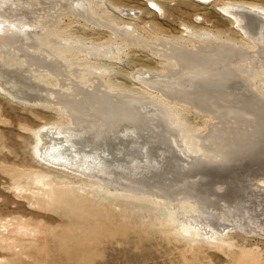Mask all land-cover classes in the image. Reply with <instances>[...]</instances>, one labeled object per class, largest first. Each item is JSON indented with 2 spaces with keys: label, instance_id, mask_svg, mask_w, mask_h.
Here are the masks:
<instances>
[{
  "label": "rangeland",
  "instance_id": "1",
  "mask_svg": "<svg viewBox=\"0 0 264 264\" xmlns=\"http://www.w3.org/2000/svg\"><path fill=\"white\" fill-rule=\"evenodd\" d=\"M38 1L41 5L36 6ZM151 1L86 0L83 16L76 15L80 8L67 0H21L20 3H27L20 5L21 7L15 4L8 13L0 10V18L11 21L16 26L20 21L37 18L32 23L36 25L34 28H39L25 33L35 37L40 35L38 39L43 37L46 30L51 29L49 32H53L54 36L50 38L54 40L49 48H53V53L59 46L66 45L65 49L73 52L70 63L72 66H80L82 63L98 65V71H90V74H97L99 78L101 76L100 79L104 77L102 80L105 84L124 95L125 103L123 100L115 104L116 111L109 107L111 114H105L107 119L105 115L99 114V117L103 116L102 124L98 122L100 125L97 123L94 128L86 126L91 129H85L77 138L69 134L73 145L65 147L64 157L70 161H80L96 153H100L102 157L101 150L109 147L107 151L115 157L109 166H105V172L108 173L105 176L109 177L110 183L115 181V185L122 188L127 185V189H123V192H128L126 194L132 193L129 190L134 189L133 193L138 196L146 194L147 197L159 198L162 195L160 198H167L155 203L119 198L115 194L111 196L91 186L85 179L86 172L74 165L60 168L42 160L36 153L35 146L47 153L48 145L37 142L35 132L39 128H56L55 126L66 122L72 123L71 116L62 115L59 111L61 106L57 104L58 100L49 103L50 99H57L58 96L50 91V94L46 91L48 95L43 93L42 89L44 91L48 87L42 82V85L37 83L39 73L44 78L47 76L44 79L46 84L50 80L57 82L58 77L53 74V68L49 65L45 64L46 69L42 70L43 67L34 65L30 54L26 53L21 57L11 44L1 45L0 42V51H8L3 48L7 45L15 61H22L10 68L0 67V77H3L0 78V84H4L0 85V90L4 89L0 93V264H264V55L258 57L257 63L253 61L251 48L257 38H254L255 41L250 38L243 24L236 21L225 8L228 1L231 4L264 7V0H158L160 3L153 0L163 7L164 12L157 10ZM93 11H96V15ZM126 12L130 15H126ZM98 20L101 25L97 23ZM126 25L130 31L124 28L128 27ZM5 34L10 37L8 30ZM210 36H214L212 41ZM62 39L69 42L63 43ZM158 39L164 42L168 39L177 40L179 45L196 52L199 50L197 46L205 43L203 41L210 44L221 39L234 43L238 49L240 46L245 47L248 51L239 49L241 55H236L237 50L224 46L227 48L226 54L222 53V49L221 52L218 51L220 57L225 59L220 60L221 63H214L216 66L220 63V70L217 72L219 76L215 74V77H211L216 79H212L216 81L217 78H222V82L217 80L220 83L215 85L212 84L215 83L214 80L207 79L208 74L206 78H199L198 74L200 82L195 77V80L186 79L197 74V71L202 73L206 66L203 68L200 65V70V67L188 63L189 65L182 64L173 71L167 70L165 66L170 63L167 61L169 53L163 56L165 51L162 49L168 44H163ZM104 44L114 49L115 55L112 58L95 57L82 52ZM28 61H31V65ZM31 67L35 70H30ZM226 67L227 77L223 69ZM73 70L76 72L74 67ZM4 71L5 74L14 75L3 76ZM255 72L257 76L247 78L250 73ZM26 73L37 77L36 80L33 79L34 82L37 81L36 87H30V84L24 82L13 83L22 80L27 76ZM142 73H146L145 76ZM160 73L186 79L187 82H182L192 83L191 88L199 89L200 83L201 88L209 90L204 95H197L194 88L189 93L171 91L162 86L166 80L153 79V76ZM143 76L147 79L142 80ZM148 76L153 82H150L151 78ZM75 78L78 79V76ZM24 79L28 80V76ZM205 79L210 83L207 84ZM15 85L20 90L24 87V93L16 89ZM26 89L29 92L32 90V95L39 97L42 105L38 101L37 104L27 103L16 98L19 93L28 95ZM16 91L19 92L17 95ZM40 95L45 96L42 97L45 99L51 97L50 101H43ZM45 103L48 104L43 105ZM124 104L130 105L129 108L134 109H131L133 113L127 114L130 110H126ZM160 109L164 110L165 116L168 113L178 114L188 132H193L190 136L199 141L202 155L190 153L187 156L181 145L174 143L176 132L180 135L179 127L166 125V117H163L164 113ZM97 110V113H102L100 107ZM85 124L88 125L87 121ZM110 155L107 152V156ZM147 155L149 159H146ZM141 157H145V160H141ZM143 161L151 166L152 172L147 171L148 166ZM114 167L116 173L113 172ZM119 181L124 182L123 185H119ZM156 185L162 188H156ZM59 187L66 188L68 196L72 200L76 198L80 204L77 205L84 209H77L71 201H61L54 196L53 192ZM181 204L189 208L195 207V211L187 212L181 208ZM93 214H98L101 229L83 226L88 222L82 221H90ZM185 225L202 228L203 233L195 235L184 231ZM85 238V245L77 246V239ZM82 250H87L91 257L88 259L80 256Z\"/></svg>",
  "mask_w": 264,
  "mask_h": 264
},
{
  "label": "bare ground",
  "instance_id": "2",
  "mask_svg": "<svg viewBox=\"0 0 264 264\" xmlns=\"http://www.w3.org/2000/svg\"><path fill=\"white\" fill-rule=\"evenodd\" d=\"M21 1V0H20ZM20 1L18 2V1H16V0H0V10L2 11H6L7 13L8 12H10V9L12 8V6H14L15 4H17V5H23V4H26L27 2H21L20 3ZM23 1V0H22ZM29 1V0H28ZM69 3H71L73 6H75V5H77V7H79L80 8V10H78L77 12H76V15L77 14H79V15H82V10H84V9H86V6H87V2H86V0H67ZM156 2L158 1V0H155ZM155 1H151L154 5H155V7L157 8V10H159L160 12H164L163 11V7L161 6V5H158V4H156V2ZM198 1H203V0H198ZM67 2V3H68ZM159 3H160V1H158ZM164 2V1H163ZM8 3H9V5H8ZM36 3H38V4H36V6L37 5H41L40 3H39V1L38 2H36ZM66 3V4H67ZM169 3V2H168ZM163 4V3H162ZM165 4H166V2H165ZM32 5V4H31ZM71 5V6H72ZM89 5V4H88ZM91 5V4H90ZM20 6V7H21ZM90 7V6H89ZM71 8V7H70ZM225 8H226V10L230 13V15L233 17V18H235L236 19V21H239V22H241V24H243V27L245 28V30L247 31V33H249L248 35H250V38H253V40L255 41V39L254 38H257V41H255L256 43L254 44V47H252L251 49H253V50H251L253 53H252V55H254V62L255 63H257L258 62V57L259 56H262V55H264V7H260V6H256V5H252V4H231L229 1H228V4L225 6ZM224 8V9H225ZM74 10V9H73ZM90 10V9H89ZM89 12V11H88ZM31 13L33 14V12L31 11ZM93 13L96 15V11H93ZM92 13V14H93ZM124 13V12H123ZM89 14H90V12H89ZM165 14V13H164ZM88 15V14H87ZM126 15H130L129 14V12H126ZM11 16V15H10ZM83 16V15H82ZM93 16V15H92ZM85 17V16H84ZM96 17H98V15L96 16ZM93 18V17H92ZM81 19H82V17H81ZM87 19V18H86ZM83 20V19H82ZM87 20H89V19H87ZM32 21H37V18H30V20H27V21H20L18 24H17V26H16V24H14L13 22H11V21H8V20H6V19H1L0 18V42H1V45H4L5 43L6 44H11L12 45V47L13 48H15L16 49V54H18V55H20L21 57L23 56V54H24V56H25V54L26 53H28V54H30L29 56L31 57L30 59H32L34 62H35V64L34 65H36V66H39V67H43L42 68V70L43 69H46V67H44V66H46L45 64H47V65H49L51 68H53V70H52V72H54L53 74H55L57 77H58V81L56 82H52V80H50V83L49 84H46L45 82H44V79H46L47 78V76H46V78H44L43 76H41L40 74L41 73H39V75L37 76L38 77V79H37V81H33V79H35L36 80V78L37 77H34L33 76V74L31 73L30 75H28V73H26L27 74V76H28V80H25L24 78L26 77V79H27V76H25L23 79L25 80V81H22V80H20V81H18V80H16V81H13L12 79L14 78H12V79H10V81H13V83L15 84L16 82H18L19 84H21V82H24V83H27V84H30L31 86L30 87H36V85L35 84H39V82L41 83H43V85H46V87H48L47 88V90H44L43 91V89H42V92L44 93V92H48V91H50L52 94H54V96L56 95V96H58L57 97V99L55 98V99H50L49 97L48 98H46L47 100H51V102H49V103H51L52 104V101H54V100H58V102H57V104L59 103V105L61 106V108H60V112L62 113V115H68V116H71V119L70 120H72V123L71 122H64L65 124H62V125H57V126H55L56 128H50V127H44V128H39L36 132H35V134H36V141L37 142H44L46 145H48V148H47V153L45 152V153H43L42 151H40L39 150V148L37 147V146H35V149H36V153L39 155V157L40 158H42V160H44V161H46V162H48V163H50V164H52V165H55V166H58V167H65V168H68V167H70V165H74V167L75 168H78V169H81L82 171H85L86 173V177L87 178H85L86 180H87V182H89V184L91 185V186H93V187H95V188H97L98 190H101V191H104V192H107L108 193V195H111V196H114L113 194H115V196H117V197H122V198H128V199H134V200H142V201H151V202H155V203H159L158 201L159 200H161V199H164V198H160L161 196H158L159 198H154V197H147V195L145 196H138V195H136L135 193H133V192H135L134 191V189L132 190V189H130L129 191H132V193H130V194H126V193H128V192H123V189H124V191H125V189H127L126 187H127V185L125 186V188L123 187H120V186H118V185H115V181H111V183H110V180L108 179L109 177H107V176H105L106 174H108L107 172H105V170L107 169L105 166H109V164H110V161H114V156L113 155H110L109 154V151H107L108 149H109V147H108V149L106 150V149H100L101 150V152L103 153V155H102V157H101V154L99 153H96V155L95 154H93L94 156H92L89 152H87L89 155H91V156H86V157H84L83 158V156L84 155H82V157L81 158H83L82 160H80V161H78V160H73V161H70L69 159H66L65 157H64V154H65V152H66V146L67 147H69L68 145H70V146H72L73 144V142H72V137H75V138H77L78 136H80L81 135V133H83L82 131H85V129L87 130V128L88 127H91V126H93V128L94 127H96V124L98 123V122H102L101 121V117L103 118V116L105 115V114H108L109 113V111H108V109H112V110H115L116 111V107H115V104H118V102H123V100H124V95L123 94H121V92H119V91H117V90H114V89H112L111 88V85H110V87L107 85V84H105L104 82H103V78L102 79H100L101 78V76H100V78L98 77V76H96L97 74H94V76H93V74H90V71H98V69H97V66L96 65H93V63H92V65L91 64H89L88 63V61H87V63L88 64H85V65H83V63H82V65H80V66H72V64H70L71 63V59L73 58V52H71V50H69V49H65V46L66 45H64V46H62L61 45V47L59 46V48H57V51L55 52V53H53L51 50L53 49H51L50 50V48H49V44H51V41H53L54 40V38L53 39H51L50 38V36H54V33L53 32H49L51 29H49V30H46L45 31V33H44V35H43V37H40V38H38L37 39V37H39L40 35H38L37 37H35V36H32V35H30V34H27V33H25L26 31H30L31 29H33L36 25H34L33 23H32ZM89 21H91V20H89ZM99 21V22H98ZM97 21V23H99L100 25L102 24L101 23V21L100 20H98ZM86 22V21H85ZM237 23V22H236ZM104 25V24H103ZM126 26H128V25H126ZM187 26V25H186ZM242 27V28H243ZM39 27H36V28H34L33 30H37ZM116 28V27H115ZM125 29L127 28L128 30L130 29L129 28V26L128 27H124ZM155 28V27H154ZM243 28V29H244ZM9 31L10 32V37H8L6 34H5V32L6 31ZM53 30V29H52ZM116 30V29H115ZM127 30V31H128ZM157 30V29H156ZM189 30V29H188ZM55 31V30H54ZM117 31V30H116ZM130 31V30H129ZM60 34H61V32H60ZM131 34V33H130ZM164 34H166V33H164ZM56 35H58L59 36V34H56ZM132 35V34H131ZM207 35H210V33L209 34H207ZM248 35H247V37H248ZM57 36V37H58ZM60 36H62V35H60ZM159 36V35H158ZM200 36V35H199ZM202 36V35H201ZM164 37V36H163ZM260 37V38H259ZM58 38H61V37H58ZM160 38V37H159ZM202 38V37H201ZM209 38H211V41L213 40V38H214V36H213V38H212V36H210ZM216 39V38H215ZM214 39V41H216ZM56 40H58V39H56ZM127 40V42H128V38L126 39ZM158 40H161L162 42H163V44H168L166 47H163V49L162 50H164L165 51V53H163L162 55L163 56H165V54H168L169 55V60H167L168 62H170L169 63V65H167V67L165 66V68L167 69V70H169V71H173V69H175V68H178V66H180V65H186V64H191V65H194V66H198V67H200V65L201 66H203V68H204V66H206L205 67V69L203 70V72L202 73H200V71H197V74L196 73H194L192 76L190 75V78H186L187 80H189V79H192V78H196L197 79V77L199 76V78L201 77V76H203V77H205L206 76V74H208V77L209 78H207V79H212V78H214L215 76V74H216V76L218 77L219 75H217L218 73V65L221 63L220 62V60H222L223 61V59H225V57H223V56H221L220 57V49H222L223 51H222V53H224V54H226V52H225V50H227V48L228 49H234V51L235 50H237V52L238 53H236V55H241L240 53H239V51L240 50H244V51H248L247 50V48H245V47H242V46H240L239 47V49H238V47L236 48V46H235V44L234 43H231V42H227L228 40H226V41H221V39H217V41L218 42H215V43H206V41H203V42H205V43H203L202 45H200V46H197L198 47V52H196V51H194V50H192V48H186V47H183L182 45H179V42L177 41V40H174V39H168V40H166V42H164L165 41V39L163 38V40L162 39H158ZM59 41V40H58ZM63 43L64 42H67V41H63V39L61 40ZM132 41V40H131ZM134 41V40H133ZM210 41V42H211ZM213 41V42H214ZM62 42L60 43V44H62ZM69 42V41H68ZM67 42V43H68ZM54 43V42H53ZM55 44H56V42H55ZM181 44V43H180ZM201 44V43H200ZM57 45V44H56ZM56 45H53V46H55L56 47ZM92 45V44H91ZM198 45V44H197ZM52 46V47H53ZM97 46V45H96ZM227 47L226 49L224 48V47ZM8 46L6 45V46H4L3 48H5V49H7L8 51H6V52H4V51H0L1 53H0V67H5V68H10V67H12V66H14L15 64H18V62H22V61H20V60H17V61H15V58H14V56H13V54H10V49L9 48H7ZM64 47V48H63ZM113 47V46H112ZM196 47V46H195ZM18 48V49H17ZM104 48H106V49H104ZM91 50H88V49H84L85 51H82V52H86V53H89V55L90 56H100L101 58L102 57H110V58H112L114 55H115V53H114V49H111L107 44H104V45H101V46H97V47H93V48H90ZM219 49V50H218ZM260 50V51H259ZM32 51H34L35 53H37L36 55H35V53L33 54L32 53ZM218 51H220V52H218ZM229 51V50H228ZM259 51V52H258ZM22 52V53H21ZM30 52V53H29ZM167 52V53H166ZM231 52V51H230ZM6 53H8V54H6ZM228 53V52H227ZM114 54V55H113ZM230 54H232L231 56H233V53H230ZM40 55H42V56H40ZM235 55V54H234ZM234 57V56H233ZM238 58V57H237ZM28 59H29V57H28ZM171 59V60H170ZM172 59H173V61H172ZM26 60H27V58H26ZM31 60V61H32ZM74 60V59H73ZM100 60V59H99ZM25 61V60H24ZM30 61V62H31ZM32 61V62H33ZM76 62L78 61V60H75ZM81 60H79V62H80ZM83 61V60H82ZM172 61V62H171ZM15 62V63H14ZM29 62V61H28ZM27 62V63H28ZM30 62H29V64H30ZM168 62H167V64H168ZM216 62H220L217 66L214 64V63H216ZM72 63H74V62H72ZM29 64H26V66L27 65H29ZM188 64V65H189ZM224 64V63H223ZM31 65V64H30ZM33 65V64H32ZM207 65L208 66H211L210 68H208L207 67ZM49 66H47V68L49 67ZM221 66V65H220ZM38 67V68H39ZM73 67L75 68V70H76V72L73 70ZM4 68V69H5ZM33 67H31V69L30 70H35V69H32ZM202 68V69H203ZM208 68V69H207ZM230 68V67H229ZM26 69H28V68H26ZM222 69V68H221ZM224 69V72L226 71L225 69H227V67L226 68H223ZM13 70V69H12ZM199 70V69H198ZM200 70H201V67H200ZM220 70V69H219ZM7 71H9V70H7ZM24 71V70H23ZM41 71V70H40ZM39 71V72H40ZM70 71L72 72L73 71V73H76V74H70ZM228 71H230V69L228 70ZM232 71V70H231ZM20 72V71H19ZM21 72H22V70H21ZM25 72V71H24ZM28 72H29V70H28ZM32 72V71H31ZM34 72V71H33ZM36 72H37V69H36ZM222 72V71H221ZM221 72H219L220 74H221ZM224 72H222V74H224ZM227 72V71H226ZM225 72V77H227L226 75H227V73ZM9 73V72H8ZM30 73V72H29ZM38 73V72H37ZM49 73H51V70H50V72ZM94 73V72H93ZM231 73V72H230ZM229 73V74H230ZM259 73H263V72H258V74ZM17 74V73H16ZM35 75H36V73H34ZM101 74V73H100ZM142 74H144V73H142ZM146 74V73H145ZM145 74H144V76H145ZM165 73H160V74H156L155 76H153V79L154 80H157L158 78L160 79H164V83H165V85H162V86H166L167 88H170L171 89V91L173 90V91H175V92H180V93H183V92H187V93H189L190 91L192 92L193 91V88H191L192 87V83H191V85L189 84V83H186L187 82V80L185 79V80H183L182 78H180V77H175V75H164ZM199 74V75H198ZM228 74V75H229ZM264 74V73H263ZM4 75H8V74H5V71H4V73H3V76ZM11 75H14L13 73L11 74H9L8 76H11ZM23 75V74H22ZM42 75H43V72H42ZM52 75V74H51ZM72 75H74V76H72ZM231 75V74H230ZM229 75V76H230ZM24 76V75H23ZM39 76H41V78H39ZM54 76V75H53ZM75 76H78V79L77 78H75ZM144 76L142 77V80H144L145 78H144ZM174 76V77H173ZM211 76H214V77H211ZM228 76V77H229ZM233 76V75H232ZM251 76L252 77H254V76H257V74H256V72L255 73H250L249 74V76H247V78H251ZM148 77H150V76H148ZM207 77V76H206ZM205 77V78H206ZM1 78V77H0ZM8 78V77H7ZM7 78H5L6 80H7ZM138 78V77H137ZM141 78V77H140ZM151 78V77H150ZM195 78H194V80H195ZM221 78V77H220ZM1 79H3V77L1 78ZM0 79V80H1ZM9 79V78H8ZM74 79V80H73ZM139 79V78H138ZM147 79V78H146ZM207 79H205V81L207 80ZM214 79H216V78H214ZM214 79H212V80H214ZM226 79V78H225ZM224 79V80H225ZM228 79V78H227ZM5 80V81H6ZM15 80V79H14ZM54 80H56V79H54ZM198 80V79H197ZM204 80V79H203ZM203 80H201V82L203 81ZM217 80H220L219 78H217ZM217 80L215 81V83H212V84H215L216 85V83H218L217 82ZM221 80H222V78H221ZM220 80V82H222ZM223 80V81H224ZM229 80H230V78H229ZM242 80V79H241ZM249 80V79H248ZM248 80H246V81H248ZM3 81V80H2ZM10 81H6V82H10ZM141 81V80H140ZM182 81H186V82H182ZM199 81V80H198ZM214 81H212V82H214ZM4 82V81H3ZM31 82H32V84H31ZM37 82V83H36ZM49 82V81H48ZM144 82H146V80L144 81ZM150 82H153V80H152V78L150 79ZM150 82H148V83H150ZM158 82L160 83V81L158 80ZM188 82H190V81H188ZM200 82V81H199ZM198 82V83H199ZM219 82V83H220ZM2 83V82H1ZM5 83V82H4ZM11 83V82H10ZM34 83V84H33ZM42 83L41 84H39V85H42ZM157 83V82H156ZM195 83V82H194ZM206 83L207 84H209L210 82H208V81H206ZM9 84V83H8ZM7 84V85H8ZM18 84V85H19ZM27 84H26V86H27ZM155 84V83H154ZM224 84H225V82H224ZM0 85H2V86H4V84L2 83V84H0ZM32 85H34V86H32ZM144 85V84H143ZM156 85V84H155ZM10 86V85H9ZM23 86H25V85H23ZM22 86V87H23ZM145 86H147V85H145ZM149 86V85H148ZM195 86V85H194ZM198 86V85H197ZM211 86V85H210ZM214 86V85H213ZM220 86V85H219ZM14 87H16V89H19V87H17L16 85L14 86ZM30 87H28L29 88V90L31 89ZM38 87V86H37ZM42 87V86H41ZM154 87V86H153ZM166 87H165V89H166ZM202 87V86H201ZM200 87V83H199V89H197L196 87V89L194 88V91L195 92H197V95H198V93L200 94L201 93V95H204V93L205 92H208V90L206 89V88H201ZM212 87V86H211ZM2 88H4V87H2ZM40 87H38V89H39ZM43 88V87H42ZM44 88H45V86H44ZM201 88V89H200ZM210 88V87H209ZM0 89H1V87H0ZM10 89V88H9ZM16 89H14V92H15V90ZM22 89V88H21ZM23 89H24V87H23ZM23 89L22 90H20V91H22V93H24V91H23ZM37 89V90H38ZM49 89V90H48ZM192 89V90H191ZM4 90V89H3ZM3 90H0V93H2L3 92ZM6 90H7V88H6ZM11 90V89H10ZM13 90V89H12ZM18 90V91H19ZM25 90V89H24ZM27 90V89H26ZM36 90V94H37V91ZM40 90V89H39ZM217 90V89H216ZM2 91V92H1ZM9 91V90H8ZM19 91V92H20ZM28 91V90H27ZM26 91V92H27ZM32 91V90H31ZM29 92V94L28 95H25V94H21V93H19V92H17L16 91V95H17V93H19L18 94V96L16 97L17 99H19V100H24V102L25 101H27V103L28 102H39V101H41V99H39V97L38 98H36V95L35 94H33L32 95V92ZM35 91V90H34ZM165 91V90H164ZM167 91V90H166ZM47 92H46V94H47ZM13 93V92H12ZM40 94H41V92H39ZM49 93V92H48ZM4 95L6 94V93H3ZM50 94V93H49ZM51 94V95H52ZM179 94V93H178ZM206 94V93H205ZM39 95V94H38ZM48 95V94H47ZM187 95V94H186ZM196 95V94H195ZM191 96V95H190ZM42 97H45V96H42ZM41 97V95H40V98H42ZM53 97V96H52ZM182 97V96H181ZM196 97V96H195ZM133 98V97H132ZM43 99H45V98H42V100ZM45 99V100H46ZM127 99V98H126ZM135 99V98H134ZM49 100V101H50ZM128 100H130V99H128ZM44 101V100H43ZM127 101V100H126ZM132 101H134V100H132ZM137 101V100H136ZM135 101V102H136ZM155 101V100H154ZM42 102V101H41ZM46 102V101H45ZM128 102V101H127ZM129 102H131V100L129 101ZM141 102V101H140ZM26 103V104H27ZM35 103H33V104H35ZM43 103V102H42ZM56 103V102H55ZM124 103H125V100H124ZM141 103H143V102H141ZM146 103V102H145ZM37 104V103H36ZM38 104H41L40 102L38 103ZM46 104H48V103H45V104H43V105H46ZM130 104V103H129ZM133 104H134V102H133ZM136 104V103H135ZM148 104H149V102H148ZM147 104V105H148ZM153 104V103H152ZM42 105V104H41ZM114 105V106H113ZM125 106V108H126V110H130V112H128L127 114H129V113H133V112H131V109H133L132 107L131 108H129L130 107V105H128V104H124ZM137 105V104H136ZM140 105V104H139ZM146 105V104H145ZM145 105H143V107L145 106ZM159 105V104H158ZM157 105V106H158ZM162 105V104H161ZM58 106V105H57ZM76 106V107H75ZM119 106V105H118ZM134 106V105H133ZM154 106H155V104H154ZM157 106H156V108H157ZM163 106V105H162ZM78 107V108H77ZM97 107H100V110L102 109V113L101 112H99V113H97V111L99 110H97ZM110 107V108H109ZM114 107H115V109H114ZM123 107V106H122ZM148 107V106H147ZM129 108V109H128ZM136 109H137V107H135ZM149 108V107H148ZM147 108V109H148ZM167 108H169V107H167ZM119 109H121V108H119ZM119 109H117V111L119 110ZM123 109V108H122ZM152 109H153V107H152ZM170 109V108H169ZM97 110V111H96ZM134 110V109H133ZM154 111H155V109H153ZM158 110V109H157ZM162 112L164 111V110H162V109H160ZM115 111H114V113H115ZM120 111V110H119ZM118 111V112H119ZM122 111V110H121ZM138 111L139 110H137V113H138ZM148 111V110H147ZM154 111H151V112H154ZM160 111V112H161ZM108 112V113H107ZM127 112V111H126ZM126 112H125V114H126ZM141 112V111H140ZM146 112V111H145ZM157 112V111H156ZM174 112V111H173ZM113 113V116H115V114ZM121 113V112H120ZM120 113H118V114H120ZM164 113V112H163ZM99 114H102L103 116H101V117H99L100 115ZM109 114H111V113H109ZM117 114V115H118ZM123 115H124V113H122ZM136 114V112H134V115ZM141 114V113H140ZM143 114V113H142ZM133 115V114H132ZM132 115H131V117H132ZM148 115V114H147ZM161 115H163V114H161ZM106 116V115H105ZM125 116V115H124ZM127 116V115H126ZM125 116V117H126ZM63 117V116H62ZM111 117V116H110ZM122 117V116H121ZM163 117H166V118H164V119H166L165 121L168 123V124H166V125H168V126H171V127H173V126H175V127H179V129H178V131H180V135L179 134H177V132H176V140H175V144H177V145H181L180 147L182 148V149H184V152H185V155H187L188 156V154L190 155V153H191V155H196V154H200L201 153V155H202V150H201V148H200V146H199V141L197 140H195L192 136H190V134L191 133H193L192 131H191V133H189L188 132V129H187V126H186V124L182 121V119L178 116V114L177 115H175L174 113L172 114V113H168L166 116H165V113H164V115H163ZM70 118V117H69ZM96 118H98V119H96ZM113 118V117H112ZM117 118H118V116H117ZM127 118H128V116H127ZM134 118V117H133ZM143 118V117H142ZM86 119V120H85ZM89 119H92V120H90L89 121ZM100 119V120H99ZM106 119H107V116H106ZM114 119V118H113ZM120 119V118H119ZM123 118H121V120H122ZM149 119V118H148ZM83 120L85 121V122H83ZM111 120V119H110ZM124 120V119H123ZM133 120V119H132ZM86 121H87V123H88V125H86L85 123H86ZM104 121H106V120H104ZM119 121V120H118ZM127 121V120H126ZM142 121V120H141ZM111 122H112V120H111ZM114 122H117V121H115L114 120ZM143 122V121H142ZM163 122V121H162ZM165 122V123H166ZM118 123H120V122H118ZM117 123V124H118ZM154 123V122H153ZM85 124V125H84ZM99 124V123H98ZM102 124V123H101ZM116 124V125H117ZM128 124V123H127ZM162 124V123H161ZM73 125H75V127H73ZM95 125V126H94ZM100 125V124H99ZM160 125V124H159ZM163 125V124H162ZM173 125V126H172ZM86 126H88V127H86ZM102 126V125H101ZM113 126V125H112ZM84 127V128H83ZM130 127V126H129ZM171 127H169V128H171ZM80 128V129H79ZM83 128V129H82ZM92 128V129H93ZM97 128L98 129H100L98 126H97ZM96 128V129H97ZM101 128H103V127H101ZM107 128V127H106ZM126 128V127H125ZM88 129H91V128H88ZM104 129V128H103ZM103 129H101V131L103 130ZM187 129V130H186ZM110 130V129H109ZM113 130V129H112ZM169 130V129H168ZM177 130V129H176ZM120 131H122V130H120ZM77 132L79 133V134H77ZM94 132H95V130H94ZM100 132V131H99ZM165 132H167V131H165ZM74 133H76V134H74ZM145 133V132H144ZM179 133V132H178ZM69 134L72 136H69ZM97 134V133H96ZM131 134V133H130ZM170 134H172V133H170ZM175 134V133H174ZM165 135V134H164ZM168 135V134H167ZM89 136V135H88ZM87 136V137H88ZM115 137V136H114ZM124 137V136H123ZM169 137V136H168ZM175 137V136H174ZM100 139V138H99ZM121 139V138H120ZM111 140V139H110ZM110 140H109V142H110ZM160 140V139H159ZM171 140V139H170ZM86 141V140H85ZM88 141V140H87ZM90 141V140H89ZM93 141V140H92ZM124 141V140H123ZM173 141V140H172ZM162 142V141H161ZM171 142V141H170ZM75 143H77V141L75 142ZM80 143V142H79ZM91 143V142H90ZM156 143V142H155ZM112 144V143H111ZM110 144V145H111ZM164 144V143H163ZM169 144V143H168ZM81 145V144H80ZM97 146V145H96ZM135 146V145H134ZM75 147H77V146H75ZM92 147V146H91ZM98 147V146H97ZM102 147V146H101ZM115 147V146H114ZM142 147V146H141ZM74 148V147H73ZM140 148V147H139ZM168 148V147H167ZM177 148V147H176ZM68 150V149H67ZM86 150V149H85ZM94 150V149H93ZM110 150H111V148H110ZM69 151V150H68ZM67 151V152H68ZM73 151V150H72ZM77 151V149L74 151V153ZM78 151H79V149H78ZM82 151L84 152V149H82ZM99 151V150H98ZM97 151V152H98ZM138 151V150H137ZM168 151H169V149H168ZM178 151V150H177ZM81 152V151H80ZM107 152H108V155H110V156H107ZM117 152V151H116ZM183 152V153H184ZM256 152V151H255ZM69 154H70V152H68ZM77 153H79V152H77ZM139 153V152H138ZM67 154V153H66ZM71 154H73V153H71ZM80 154V153H79ZM82 154V153H81ZM84 154V153H83ZM114 154V153H113ZM134 154V153H133ZM148 154V153H147ZM227 154V153H226ZM236 154V153H235ZM87 155V154H86ZM66 156V155H65ZM70 156V155H69ZM76 156H77V154H76ZM129 156H131V155H129ZM133 156V155H132ZM148 156L149 155H147V158L146 159H149L148 158ZM163 156V155H162ZM75 157V156H74ZM146 157V156H145ZM145 157L143 158V157H141L142 159L141 160H145ZM170 157V156H169ZM203 157V156H202ZM128 158V157H127ZM138 158V157H137ZM152 158V157H151ZM174 158V157H173ZM188 158V157H187ZM204 158H206V155H205V157ZM213 158V157H212ZM74 159V158H73ZM110 159V160H109ZM222 159V158H221ZM119 160V159H118ZM175 160V159H174ZM126 161V160H125ZM139 161V160H138ZM147 162H152V160L150 159V161H148V160H146ZM74 162H76V163H74ZM119 162V161H118ZM132 162V161H131ZM133 162H134V160H133ZM137 162V161H136ZM141 162V161H140ZM144 162V161H143ZM142 162V163H143ZM144 163H146V162H144ZM164 163V162H163ZM177 163V162H176ZM130 164H132V163H130ZM147 164V171L148 172H152L151 170H153V169H151L150 170V165L148 164V163H146ZM128 165V164H127ZM139 165H141V164H139ZM139 165H137V166H139ZM145 165V164H144ZM166 165V164H165ZM173 165H174V163H173ZM111 166H112V164H111ZM131 166V165H130ZM133 166V165H132ZM136 165H134V167H135ZM161 166V165H160ZM172 166V165H171ZM175 166V165H174ZM73 167V166H72ZM146 167V166H145ZM64 168V169H65ZM131 168V167H130ZM139 168H141V167H139ZM175 168V167H174ZM136 169V168H135ZM142 169H145V168H142ZM159 169V168H158ZM163 169V168H162ZM120 170V169H119ZM132 170V169H131ZM137 170V169H136ZM139 170V169H138ZM61 171V170H60ZM78 171V170H77ZM107 171V170H106ZM112 171V170H111ZM109 172V171H108ZM113 172H115V167H114V171ZM66 173H67V170H66ZM116 173V172H115ZM147 173V172H146ZM237 173V172H236ZM110 174V173H109ZM122 174V173H121ZM128 174V173H127ZM113 175V174H112ZM111 175V176H112ZM126 175V174H125ZM131 175V174H130ZM163 175H166V173H164ZM67 176V175H66ZM71 176V175H70ZM69 176V177H70ZM110 176V175H109ZM110 176V177H111ZM115 176V175H114ZM119 176V175H118ZM117 176V177H118ZM122 176V175H121ZM153 176H155V175H153ZM160 176H162L161 174H160ZM171 176V175H170ZM191 176V175H190ZM105 177H107V178H105ZM131 177V176H130ZM114 178V177H113ZM112 178V179H113ZM116 178V177H115ZM119 178V177H118ZM121 178L122 177H120V180H121ZM111 179V180H112ZM181 179V178H180ZM183 179V178H182ZM113 180H116V179H113ZM135 180V179H134ZM47 181V180H46ZM122 181V180H121ZM136 181V180H135ZM165 181V180H164ZM181 181V180H180ZM42 182H44L45 183V181H42ZM116 182H117V180H116ZM47 183V182H46ZM67 183V182H66ZM120 181H119V185H120ZM122 183H124V182H122ZM121 183V184H122ZM150 183V182H149ZM148 183V184H149ZM48 184V183H47ZM152 184V183H151ZM123 185V184H122ZM134 185V184H133ZM140 185V184H139ZM144 185V184H143ZM50 186V185H49ZM52 186V185H51ZM130 186V185H129ZM146 186V185H145ZM148 186V185H147ZM169 186V185H168ZM53 187V186H52ZM133 187V186H132ZM131 187V188H132ZM134 187H136V185L134 186ZM152 187V186H151ZM156 188L158 187V185H156L155 186ZM164 188L166 187V186H163ZM170 187V186H169ZM137 188V187H136ZM135 188V189H136ZM139 188V187H138ZM146 188H148V189H150L149 187H146ZM158 188H162V187H158ZM163 188V189H164ZM54 189V188H53ZM140 189V188H139ZM148 189H145V190H148ZM165 189H167V188H165ZM66 188H64V187H59L57 190H55V192H53V193H55L54 194V196H57L58 198H59V200H61V201H63V200H69V201H71V203H73V204H75L76 206H77V209H84V207H80V206H78L77 204H79L78 202H77V199L75 198L74 200H72V198H70V196H68V193L66 192ZM142 190H144L143 188H142ZM136 192H138L137 190H136ZM154 192V191H153ZM165 192H166V190H165ZM139 193H141L140 191H139ZM139 193H137V194H139ZM149 193V192H148ZM167 193V192H166ZM135 194V195H134ZM143 194V193H142ZM142 194H139V195H142ZM150 194H151V192H150ZM149 194V195H150ZM152 195H154V194H152ZM168 195V194H167ZM155 196V195H154ZM157 197V196H156ZM163 197V196H162ZM46 198V197H45ZM107 198V197H106ZM111 198V197H110ZM165 199H167V198H165ZM164 199V200H165ZM182 200V199H181ZM144 201V202H145ZM168 202V201H167ZM181 202V201H180ZM180 202H179V204H180ZM80 205V204H79ZM180 206V205H179ZM190 206H191V204H190ZM181 208L183 209V210H185V211H187V212H190V213H192L191 211H195L194 210V208L191 206L190 208H189V206H187V205H182L181 204ZM97 216H98V214H93L92 216H91V220L90 221H82V222H88V223H86V224H84L83 226H86V225H88V229H90V228H92V229H98V228H100L101 229V226H100V222H98V220H97ZM82 226V225H81ZM184 231H187V232H191V233H194L195 235H200V234H202L203 232H202V228H197L196 226L193 228V227H191V225H185L184 226ZM205 231H206V229L205 228H203ZM182 230H183V228H182ZM183 233V232H182ZM188 235V234H187ZM70 236H67V238H69ZM77 241H78V244H77V246H84L85 245V242L87 241V238H85V239H83V240H78L77 239ZM11 247V246H10ZM82 254H79L80 256L81 255H83V257L84 258H90L91 257V254L86 250H82ZM83 258V259H84Z\"/></svg>",
  "mask_w": 264,
  "mask_h": 264
}]
</instances>
